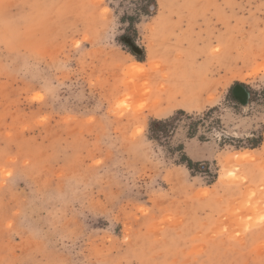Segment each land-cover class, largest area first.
<instances>
[{"label":"rangeland","instance_id":"obj_1","mask_svg":"<svg viewBox=\"0 0 264 264\" xmlns=\"http://www.w3.org/2000/svg\"><path fill=\"white\" fill-rule=\"evenodd\" d=\"M0 264H264V0H0Z\"/></svg>","mask_w":264,"mask_h":264},{"label":"trees","instance_id":"obj_2","mask_svg":"<svg viewBox=\"0 0 264 264\" xmlns=\"http://www.w3.org/2000/svg\"><path fill=\"white\" fill-rule=\"evenodd\" d=\"M189 166H190V163H189Z\"/></svg>","mask_w":264,"mask_h":264},{"label":"bare ground","instance_id":"obj_3","mask_svg":"<svg viewBox=\"0 0 264 264\" xmlns=\"http://www.w3.org/2000/svg\"><path fill=\"white\" fill-rule=\"evenodd\" d=\"M139 65V64H138Z\"/></svg>","mask_w":264,"mask_h":264}]
</instances>
